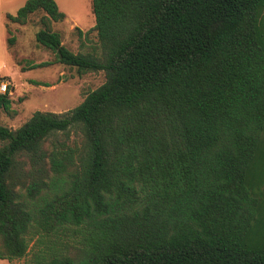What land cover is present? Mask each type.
<instances>
[{
	"label": "trees",
	"instance_id": "1",
	"mask_svg": "<svg viewBox=\"0 0 264 264\" xmlns=\"http://www.w3.org/2000/svg\"><path fill=\"white\" fill-rule=\"evenodd\" d=\"M90 10L98 56L60 44L54 0L5 15L23 25L40 13L35 43L104 81L65 113L0 126V260L33 241L23 264H264V0ZM70 129L74 153L42 150Z\"/></svg>",
	"mask_w": 264,
	"mask_h": 264
},
{
	"label": "rangeland",
	"instance_id": "2",
	"mask_svg": "<svg viewBox=\"0 0 264 264\" xmlns=\"http://www.w3.org/2000/svg\"><path fill=\"white\" fill-rule=\"evenodd\" d=\"M64 18L59 23H49L50 30L59 34L60 44L72 53L100 54L93 30L94 20L90 0H54ZM264 12V10H263ZM15 14L12 13L13 16ZM41 14L30 15L23 25L10 23L0 18V79L11 87L9 113L0 111V126L14 130L23 124L33 112L65 113L77 106L84 96L95 90L104 81L102 72H90L77 76L73 68L54 63L53 54L37 45L33 35L41 28ZM13 38L10 45L6 39ZM48 63V64H47ZM39 64H45L39 67ZM41 85H32L29 82ZM81 146L78 131L68 130L49 138L42 150L46 153L62 149L74 153ZM66 148V149H65ZM22 171L27 173L31 165L27 157L20 158ZM47 168V166H46ZM28 245L27 255L12 260L10 264H23L30 257V251L37 246ZM32 246V248H30ZM30 250V251H29Z\"/></svg>",
	"mask_w": 264,
	"mask_h": 264
},
{
	"label": "crops",
	"instance_id": "3",
	"mask_svg": "<svg viewBox=\"0 0 264 264\" xmlns=\"http://www.w3.org/2000/svg\"><path fill=\"white\" fill-rule=\"evenodd\" d=\"M25 1L26 0H0V18L2 17L3 19V26H4L5 15H11L12 13L16 12L17 9L20 8ZM1 76L9 77L8 74L0 75V77ZM0 264H10V263L5 260H0Z\"/></svg>",
	"mask_w": 264,
	"mask_h": 264
},
{
	"label": "built area",
	"instance_id": "4",
	"mask_svg": "<svg viewBox=\"0 0 264 264\" xmlns=\"http://www.w3.org/2000/svg\"><path fill=\"white\" fill-rule=\"evenodd\" d=\"M7 85H8L7 81H4L3 79L0 80V94L5 93Z\"/></svg>",
	"mask_w": 264,
	"mask_h": 264
}]
</instances>
